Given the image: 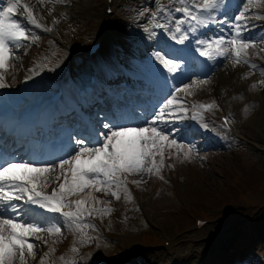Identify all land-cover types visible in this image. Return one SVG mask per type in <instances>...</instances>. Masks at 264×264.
Masks as SVG:
<instances>
[{"label":"rangeland","instance_id":"rangeland-1","mask_svg":"<svg viewBox=\"0 0 264 264\" xmlns=\"http://www.w3.org/2000/svg\"><path fill=\"white\" fill-rule=\"evenodd\" d=\"M32 2L38 7L41 3L62 8L53 17L56 23L55 26L51 24L50 32L38 30L24 17L23 5ZM54 2L57 3L53 4L48 0L40 3L37 0H21L18 9L13 12L12 15L29 30L31 37L38 39H29L22 43L16 53L20 55L19 65L0 70L8 86L15 84L28 71L31 75L38 72L44 76L40 80L45 79L49 82L51 78L61 73L66 64L85 68V55L89 47L108 35L112 24H117V21L128 23L131 29L138 31L139 8L147 7L148 10L151 8L155 10L160 0H114L111 14L106 13L108 5L106 0H55ZM186 2L192 3V0H183V3ZM70 4L77 8L72 15L67 14L65 10ZM228 4L231 8L227 13L226 22L216 27L220 28V33L215 32L214 29L211 30L212 32L201 29L198 33L203 37L200 40L206 44V49L209 43L212 44L211 49L215 52L213 55L231 48L228 42L236 35L237 24L242 29L241 38L253 42V46L247 49V55H242L241 63L236 64V57L231 55L217 63L218 65L212 70L219 67L221 69L229 63L234 68L240 66L249 71L247 76L240 78L242 91L230 98L227 97L225 90L217 94L212 71L200 77L197 75V67L194 65L190 67L187 76L173 84L182 91L177 93L175 89L163 90L162 98L158 101V110L150 114L148 123L143 126L152 124L166 100L177 97L183 101V104L171 106L165 113L166 122L158 123L157 127L171 130L178 145L183 147L177 145L169 147L168 142H164L163 157L155 156L159 175L155 174L153 169L152 174L146 171L126 174V181L121 177L123 181L121 187L117 189L115 185L112 186V190L119 193L118 200L111 195V192L105 195L104 192L90 189L73 195L72 201L88 199L91 191L92 196L98 197L103 202L96 206L102 205L112 209L107 215L96 213L82 216L80 223L90 224L95 228V230L91 227L84 229L88 236L93 237L90 243L81 244V233L77 232L74 224L69 223L65 218L34 219L27 212L26 220H35L45 228L52 225L62 226V231L51 234L47 231L39 233L41 239L32 240L36 246L34 249L36 257L33 259L26 254V264H40L41 259L44 260V264H66V262L70 264L73 260L77 264L108 262L148 264V259L155 264H190L196 257L205 264H228L232 255L241 248L244 255L252 259L253 264H264V0L251 4L248 0H235ZM3 6L6 7L7 4ZM245 9H248L245 12V19L235 21L233 17ZM219 10L206 12L203 15L204 20L209 21V18L217 20L222 15ZM34 16L37 20H41L36 14ZM170 19H174L171 34L176 33L175 28L179 20L187 21L186 25L192 24L188 17L180 12L177 16L170 14ZM180 27L184 33L190 35V27L186 28L184 24ZM142 39L132 37L131 42L137 43L141 40L142 44L144 38ZM218 39L224 42L219 46V50L215 44ZM127 43L132 46L128 41ZM143 48L148 49L146 46ZM141 49L137 48L133 51L130 49L135 55L128 63L134 67L137 66L135 61L143 60L146 63L147 55L151 56L154 52L161 53L155 45L148 50ZM137 52L142 53L138 59ZM41 56L50 57L49 62H41ZM161 56L163 57L162 54ZM245 59L248 60L247 64L243 62ZM155 63L160 64V61ZM125 64L120 62V65ZM146 64L148 66V63ZM23 66L25 70L21 69ZM137 67L141 68L140 65ZM103 68L105 72L107 68L109 69V67ZM136 73L139 80H142L143 75L149 77L145 72L140 73L138 68ZM255 76H258L260 81H256ZM199 78L207 80L208 83L200 84ZM158 87L165 88L162 84H158ZM133 89L136 95L134 99L138 102L141 96L139 91ZM130 93L132 91H127L123 98L127 104L129 103L131 115L137 121L143 114L134 108L136 105L133 104V99L129 101ZM142 101L144 104L149 103L150 97L145 99L142 96ZM203 102L214 105L210 113L211 117L214 114L226 115L236 135L210 124L201 127L200 130H191L193 113ZM181 107L186 111H180ZM200 120L209 122L206 116H202ZM96 124V127H99L102 124L101 120ZM84 144L88 147L99 146L87 145L85 142ZM75 146L76 148H73L63 159L74 155L81 145ZM189 147L192 148V152L186 157L185 153L188 152ZM13 155L16 156V153L13 152ZM59 162L60 160L56 163L50 161L47 164L42 162L35 164L50 166L53 169L42 178V180L47 179V185L43 189L45 192H51L62 181V177L59 181L56 179L61 175ZM150 166L151 160L146 161L145 167ZM134 180H140L141 183L137 185L132 182ZM125 184L131 199H126ZM11 218L20 219V216L12 214ZM195 219H203L207 223L198 228ZM73 247L78 248L79 251L72 252ZM52 249L54 251H50ZM47 251L51 255L48 259L52 258L50 263L45 257L41 258L42 253ZM201 254L203 257H200ZM154 256L163 258L164 261L158 263ZM61 257L66 259V262L63 261L64 259L61 260ZM246 258H242V261H247ZM242 261L239 260L240 263ZM16 264L20 262L17 261Z\"/></svg>","mask_w":264,"mask_h":264},{"label":"snow or ice","instance_id":"snow-or-ice-1","mask_svg":"<svg viewBox=\"0 0 264 264\" xmlns=\"http://www.w3.org/2000/svg\"><path fill=\"white\" fill-rule=\"evenodd\" d=\"M254 2H258V0H248L250 4ZM5 3L7 4L6 7L3 6ZM20 4L21 0H0V70H7L14 66L11 61L15 58L24 41L38 39V37H31L29 30L12 15ZM226 6V0H199V2L192 0L190 6L176 8L175 10L183 13L190 21L203 24L204 18L199 13L226 8ZM23 8L27 13L28 21L37 28L41 27L33 14V10L27 4H24ZM193 9H196V14L193 13ZM246 11L248 9L239 12L233 19L242 21L245 19ZM186 22L184 20L177 22L175 32L183 33L179 38L172 34V39L178 44H183L188 39L187 34L180 27V24ZM157 26L165 27L164 25ZM235 27L236 35L228 43L234 51L236 64H239L242 55H247V49L253 46V42L241 38L242 29L239 24ZM197 43L204 42L197 41ZM223 43L222 39L215 41L217 50ZM211 47L212 44L209 43L208 49L201 50L200 55L211 58L209 55ZM220 54L224 55L225 53L221 52ZM156 58L169 72H173L180 67L174 60L165 59L160 53H156ZM243 62L247 64L248 60L245 59ZM251 66L255 67V65ZM199 83L206 84L208 81L201 80ZM5 87H8V85L3 72H0V88ZM187 87L186 85L185 88ZM180 91L182 90L176 89L177 93ZM182 104L183 101L177 99V97L166 100L153 119L152 124L147 127L104 123L103 128L108 129V131L97 136L99 146L88 147L84 144V141L76 140V144L81 146L70 158L60 160L58 167L61 170V175L57 176L56 179L59 181L62 177V182L58 184V189L54 188L51 193H46L43 190L47 185V179L42 180L53 170L50 166H37L32 163H3L0 165V208H3V212L10 211L19 217L21 216V209L14 201L23 200L26 196V204L37 205L39 209L60 214L73 222L75 230L81 233V244L90 243L93 237L88 236L84 229L91 227L95 230V228L93 225L80 223L82 216L84 214L91 216L96 213L107 215L110 214L112 209L107 206L103 208L96 207V205L103 202L98 197L92 196L91 191L88 199L70 201L68 198L83 193L85 189H90L95 192H104L105 195L111 192V195L118 200L120 199L119 193L112 190V186L115 185L119 189L123 183L121 177H124V181H126L127 175L139 174L142 171L152 174L153 169H155V174L159 175V167L156 164L155 156L160 155L163 157L164 142H168L169 147L172 145L183 146L178 145L171 130L158 128L157 124L166 122L165 113L171 106ZM200 107L210 110L214 105H200ZM179 110L186 111L182 107ZM225 123H227V118H225ZM191 152L192 148L189 147L185 156L187 157ZM148 160H151V166L145 167ZM132 182L137 185L141 183L140 180ZM124 190L127 193L126 199H131L126 184ZM65 209L68 210L65 211ZM3 212H0V264H16L17 261L20 264H26V254L33 259L36 257L34 251L36 246L32 242V238L41 239L38 234L45 231L50 234L61 233L62 231V226L52 225L45 228L35 220L5 217ZM23 215H27V212H24ZM50 251H54V249ZM71 251L78 252L79 249L73 247ZM60 259L63 260L64 258L61 257ZM40 264H44L43 259H41ZM66 264H69V262H66ZM70 264H77V262L73 260Z\"/></svg>","mask_w":264,"mask_h":264},{"label":"bare ground","instance_id":"bare-ground-1","mask_svg":"<svg viewBox=\"0 0 264 264\" xmlns=\"http://www.w3.org/2000/svg\"><path fill=\"white\" fill-rule=\"evenodd\" d=\"M37 1H39V3L41 2V0H37ZM48 1H50L53 4L57 3V2H54L55 0H48ZM231 1L233 2V0H231ZM27 5L33 10V14H36L37 16L40 17L41 22H45V23L48 22L47 24H49L50 20L54 19L53 17L55 16V14H58L60 12V9H62V8H58L55 6H47V5L41 4V3H40V7H41L40 8L34 2L28 3ZM180 5H182V2L180 0H169L166 2H162L154 10L153 21L149 20V15H150L149 12L144 14L142 16V20L140 21V27H148V28H146L142 32H139L140 36H142L144 38V41L141 45H139V46L136 45V47L141 49L144 46H146L149 49L151 47L152 43L156 47H160L161 44H159V43L164 42V39L169 35V32L171 30L173 20L170 19V14H174V9H173L174 6L177 7ZM221 9H223V10H221L222 12L227 11V10H225L226 8H221ZM65 10H66L67 14L72 15L75 13L77 8L75 5L70 4V5H68L67 8H65ZM193 13L196 14L194 11H193ZM51 14H52V16H50ZM24 17L27 19V13L26 12H25ZM157 25H164L165 27L161 28V27H158ZM204 26L211 27V25H209V24H204ZM124 29H125V24H123L122 22H118L116 25H111L109 27L108 34L110 33V34H112V36L105 35L102 38V42H101L102 45L101 46H102V50L104 49L102 52L105 53L108 57H111V55H113L115 61L118 60L117 54L112 53V48H111L112 42L109 38H112L113 40L115 39L116 41L118 39L123 38L122 34L126 33L124 31ZM119 31H120V33H119ZM126 34L128 35V36H126V38H124V40H126V41H130L129 37H133L134 35H136V33H131V32L126 33ZM101 46L98 49V50H100L99 53L101 52ZM143 49L148 50L146 48H143ZM143 49H141V50H143ZM98 50L95 53H97ZM163 51L167 54H170L169 52L174 51V49L171 50V49H167V48L163 47ZM224 53L225 54L222 55V59L227 57V56L230 57L231 55H233L235 58V54L231 49L224 51ZM216 59H214L213 61L210 60L211 62L207 66L209 68L206 67L204 69H200L199 75H202L200 77H203V73H206L204 75L209 74V69H212L214 67V64H212V63L214 61H216ZM225 61H227V60H225ZM11 62L16 66L19 65L20 64V55H16L15 58ZM226 65H227V67H226ZM226 65L222 66L221 69L219 67L218 69H220V70L215 69L214 71L211 72V74L212 75L214 74L213 75V77H214L213 81H214L215 93L219 94L225 90L227 92V97L230 98L232 96L239 94L242 91L241 87H243V85H242V80L240 78L243 76H247L249 74V71H247L246 69H243V67H240V66H236V68H234V66H232V64L230 65L229 63ZM87 66H88V69H83V68L71 66L69 69V72L66 74V76L70 75L73 77H80L85 72L92 75L90 64H87ZM21 69L25 70V67L23 66ZM32 72H34V71H32ZM34 74H36V75H34V77H30L31 74L28 71L27 74H25V76H23V77L21 76L18 79V81L14 84V87L18 93L17 94H11L10 99H7L3 96H0V112H3L6 109L12 108V107H14V108L25 107L23 109V111L27 112L29 119H33L35 116L36 109L38 107L51 106L53 104V103H51V97L45 94V92L51 91L52 87L55 89V91L57 89H61L63 91L62 96L54 103L60 102L63 97H65L71 93V88L69 87V85L66 81L65 74H58L57 76L52 78V79H54V81H51L52 80L51 79L49 82H46L45 79L44 80L42 79L43 82H42V80L40 82V84H42L41 85L42 88H41L40 92L37 91L39 89L38 87H37L36 92H35L36 94H39V96H37L35 98L34 102H31V103L28 102L27 103L23 97L25 94L29 93L30 88L36 83L35 81H28L27 79L37 78L38 73H34ZM43 77L44 76H42V75L39 76V78H43ZM83 77H85V75H83ZM254 78L256 80L260 79L258 76H255ZM101 80H102V78L99 80L95 79L94 85L96 87L99 86V83L101 82ZM198 80L201 81L204 79L199 78ZM221 97L222 96L220 95L219 98L221 99ZM63 108H64V110H67L68 106L64 105ZM27 122L28 121H25L24 131L22 133H19V135L24 134L25 131H30L33 128V126L27 125ZM40 126H42V124H40ZM229 128H230V126H229ZM7 130L10 134V137H12L14 134L11 132V130L8 127H7ZM32 131L36 132L35 129H32ZM51 137H55V136H47L46 131H45L44 135H42V138H41V144L46 142ZM26 142L27 141L25 140V141L21 142L19 145L22 147ZM34 154L36 156L38 155L37 152H34ZM14 203H16L21 209L20 219L26 220L27 215H23V213L28 212V210H33V212L38 214L39 216L47 213L46 210L39 209L37 205H31V204L21 205L17 201H14ZM0 209H1L0 212H3V208H0ZM65 211H67V210H65ZM3 214L5 217H11V215L13 213H11L9 211V212H3ZM32 240L37 241L35 238H32ZM41 258H44L43 253H42ZM154 258L158 261V263L164 261L163 258H159L158 256H154ZM144 259H143V261H144ZM148 262H149L148 264H155L151 259H148ZM196 262L197 261L195 258V259H193L192 262H190V264H196ZM107 264H112V262H108Z\"/></svg>","mask_w":264,"mask_h":264}]
</instances>
